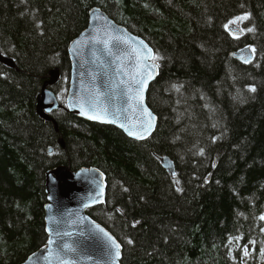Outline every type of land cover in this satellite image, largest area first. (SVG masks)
<instances>
[{
	"label": "trees",
	"instance_id": "16d2710c",
	"mask_svg": "<svg viewBox=\"0 0 264 264\" xmlns=\"http://www.w3.org/2000/svg\"><path fill=\"white\" fill-rule=\"evenodd\" d=\"M94 8L153 51L158 122L144 141L63 108L56 131L36 112L54 69L65 106L68 47ZM242 48L248 64L230 57ZM0 54L16 66L0 64V264L46 245L45 175L62 166L105 175V204L87 214L121 264H264V0H0Z\"/></svg>",
	"mask_w": 264,
	"mask_h": 264
},
{
	"label": "water",
	"instance_id": "95a60500",
	"mask_svg": "<svg viewBox=\"0 0 264 264\" xmlns=\"http://www.w3.org/2000/svg\"><path fill=\"white\" fill-rule=\"evenodd\" d=\"M228 32L234 36L243 34L235 25H230ZM148 49L151 48L141 38L116 24L101 9L94 8L89 12L86 29L68 47L71 71L65 106L59 104L50 89L57 85L60 76L59 70L54 69L36 97L38 116L52 122L58 131L50 114L63 108L82 120L113 126L130 140L148 139L156 129L158 117L147 104V93L159 75V67L152 61L153 51L151 49L149 54ZM230 57L248 64L254 59V52L242 48L232 52ZM0 64L16 68L14 61L2 54ZM81 108L86 115L81 113ZM129 131L133 134L129 135ZM59 144L64 148L62 138ZM159 163L170 176L176 175L169 158H159ZM44 187L47 242L22 264H121V244L87 214L88 210L105 204V175L94 167L72 171L62 166L46 173ZM104 232L119 244V257ZM64 244L75 250L62 251Z\"/></svg>",
	"mask_w": 264,
	"mask_h": 264
},
{
	"label": "snow or ice",
	"instance_id": "6c2138e0",
	"mask_svg": "<svg viewBox=\"0 0 264 264\" xmlns=\"http://www.w3.org/2000/svg\"><path fill=\"white\" fill-rule=\"evenodd\" d=\"M251 30V29H249ZM105 45L107 46V41L104 42ZM148 53L150 54L151 53V49H148ZM137 83H145V81H137ZM254 91V89H253ZM138 95H140V101L142 102V95L138 92ZM103 111H106V109H104ZM81 113L82 114H87L84 112L83 108H81ZM90 119H93V118H99V116H89ZM103 122H111V121H103ZM123 126V125H122ZM133 133L131 131H129V135H132ZM137 138H142L141 136H137ZM261 219H264V217H261ZM100 232H103V229H99ZM104 236L107 237V239L111 242V246L114 247L116 249V256L119 257V244L116 243V241L110 237L108 235V233L104 232ZM75 249L69 245V244H64L62 246V251H67V252H73Z\"/></svg>",
	"mask_w": 264,
	"mask_h": 264
}]
</instances>
